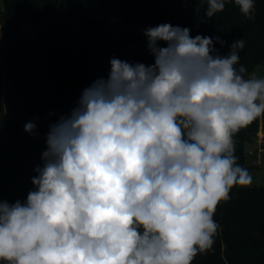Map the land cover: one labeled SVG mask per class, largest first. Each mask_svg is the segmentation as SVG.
Listing matches in <instances>:
<instances>
[{
    "label": "clouds",
    "instance_id": "1",
    "mask_svg": "<svg viewBox=\"0 0 264 264\" xmlns=\"http://www.w3.org/2000/svg\"><path fill=\"white\" fill-rule=\"evenodd\" d=\"M206 2L207 18L232 3L255 20L256 0ZM144 35L154 63L112 58L49 126L26 200H0V264H193L213 250L218 206L252 184L235 136L264 117V77L240 65L244 39L220 55L186 27Z\"/></svg>",
    "mask_w": 264,
    "mask_h": 264
},
{
    "label": "trees",
    "instance_id": "2",
    "mask_svg": "<svg viewBox=\"0 0 264 264\" xmlns=\"http://www.w3.org/2000/svg\"><path fill=\"white\" fill-rule=\"evenodd\" d=\"M1 1L0 200L9 203L26 200L34 169L42 165L49 126L70 114L85 88L108 77L112 58L154 63L145 29L163 23L186 27L193 38H213L220 55L244 39L240 65L248 74L264 68V0L255 2L254 21L232 3L207 18L206 0ZM22 23L40 31L24 34ZM29 121L37 125L34 135L24 130ZM259 123L264 131L262 117L235 136V155L244 168V146L255 140ZM230 195L215 213L220 229L213 250L197 255L193 264H264V186L234 187Z\"/></svg>",
    "mask_w": 264,
    "mask_h": 264
},
{
    "label": "rangeland",
    "instance_id": "3",
    "mask_svg": "<svg viewBox=\"0 0 264 264\" xmlns=\"http://www.w3.org/2000/svg\"><path fill=\"white\" fill-rule=\"evenodd\" d=\"M1 10H2V1L0 0V12ZM18 26L23 33L25 30L29 31L30 33H37L40 31V27L35 24L22 23V24H19ZM252 73H255L257 76L264 77V68L262 66H257ZM262 127H261V123H259V128H262ZM257 136H258V133L256 137ZM260 136L258 137L261 138ZM244 148H245L246 153L252 154V156L249 157L250 164L253 162L256 163L257 161H260L262 163V168L249 171L253 178L251 185H256V186L263 185L264 186V139L262 140V150L263 151L261 153H257L258 152L257 141L252 142L251 144H246Z\"/></svg>",
    "mask_w": 264,
    "mask_h": 264
},
{
    "label": "crops",
    "instance_id": "4",
    "mask_svg": "<svg viewBox=\"0 0 264 264\" xmlns=\"http://www.w3.org/2000/svg\"><path fill=\"white\" fill-rule=\"evenodd\" d=\"M2 11V10H1ZM24 34H34V33H30L29 31H24ZM262 127V126H261ZM261 135V136H260ZM258 136H260L261 138H259ZM258 136L256 137L255 141H257V147H258V152L257 153H261L262 150V140L264 139V131H263V127L259 128L258 130ZM253 141V142H255ZM251 144V143H249ZM246 145V144H245ZM245 147V146H244ZM245 150V148H244ZM246 153V152H245ZM252 156L251 153H246V162L245 165L247 167L248 171L254 170V169H258V168H262V163L260 161H257L256 163H249V157Z\"/></svg>",
    "mask_w": 264,
    "mask_h": 264
}]
</instances>
